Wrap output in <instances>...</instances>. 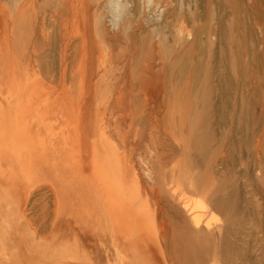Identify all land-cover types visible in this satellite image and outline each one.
<instances>
[{
  "label": "rangeland",
  "instance_id": "rangeland-1",
  "mask_svg": "<svg viewBox=\"0 0 264 264\" xmlns=\"http://www.w3.org/2000/svg\"><path fill=\"white\" fill-rule=\"evenodd\" d=\"M0 264H264V0H0Z\"/></svg>",
  "mask_w": 264,
  "mask_h": 264
},
{
  "label": "bare ground",
  "instance_id": "bare-ground-1",
  "mask_svg": "<svg viewBox=\"0 0 264 264\" xmlns=\"http://www.w3.org/2000/svg\"><path fill=\"white\" fill-rule=\"evenodd\" d=\"M140 115V114H139ZM136 117V116H135ZM124 119V118H123ZM133 120V119H132ZM115 123V122H114ZM174 125V124H173ZM114 126V125H113ZM112 126V127H113ZM122 126V125H121ZM133 127V126H132ZM156 127V126H155ZM172 126H170L171 128ZM109 128V127H108ZM120 128V127H119ZM173 128V127H172ZM171 128V129H172ZM165 129V128H164ZM189 129V128H188ZM142 131V130H141ZM115 132V131H114ZM121 133V131H117V133ZM143 132V131H142ZM155 132V131H154ZM127 133V132H126ZM140 134V133H139ZM154 134V133H153ZM156 134V133H155ZM125 135V134H124ZM123 135V136H124ZM151 135V134H150ZM114 136V135H113ZM119 136V135H118ZM161 136V135H160ZM171 137V136H170ZM86 141V140H85ZM115 142V141H114ZM118 142L117 144H111L109 143H105V144H99V147L97 145H95V149L92 150L93 152V170L95 173V177L98 181V183L100 184V186L104 189V191H106V201L108 203V206L110 207V210H116V208H118L117 206L113 207L116 203V199H119V195L118 194V189H119V184H121V181L124 178L130 177V176H126L125 174H129V170H128V163H127V158L128 156H126V152L124 153L123 151H121V153L123 152V155L121 156H117V153L120 149L124 150L126 148H128L127 146V139L126 142L124 140V137L120 138V141H116ZM93 143V142H92ZM91 143V144H92ZM160 143V141H159ZM90 145V144H89ZM140 148V147H139ZM135 149V148H134ZM147 149V148H146ZM127 150V149H126ZM129 151V150H128ZM116 153V154H115ZM120 153V152H118ZM129 153V152H128ZM90 154V153H89ZM114 154V155H113ZM126 158V159H125ZM92 159V158H91ZM160 164V163H159ZM164 165V164H163ZM161 165H159L160 167ZM165 166V165H164ZM163 166V167H164ZM128 172V173H126ZM130 175V174H129ZM162 175V174H161ZM132 178V177H131ZM129 179V178H128ZM173 179V178H172ZM127 180V179H126ZM171 180V179H170ZM172 181V180H171ZM123 185V184H122ZM118 194V196H117ZM117 196V197H116ZM113 207V208H112ZM119 210V209H118ZM117 210V211H118ZM119 212L121 213L122 211L119 210ZM118 212V213H119ZM119 213V214H120ZM122 215V213L120 214ZM117 216V215H116ZM114 218L117 219L118 217ZM122 218V217H121ZM119 220V219H117ZM121 220V219H120ZM128 224V223H127ZM125 226V224H124ZM123 226V227H124ZM127 226V225H126ZM127 228V227H126ZM125 229V228H124Z\"/></svg>",
  "mask_w": 264,
  "mask_h": 264
}]
</instances>
